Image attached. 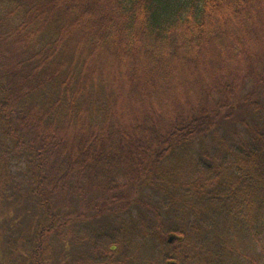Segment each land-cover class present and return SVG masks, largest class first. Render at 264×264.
<instances>
[{
  "label": "trees",
  "instance_id": "16d2710c",
  "mask_svg": "<svg viewBox=\"0 0 264 264\" xmlns=\"http://www.w3.org/2000/svg\"><path fill=\"white\" fill-rule=\"evenodd\" d=\"M121 181L172 213V249L81 232L79 264L122 241L128 264H264V0H0V218L24 194L41 212L10 263L65 237L59 195Z\"/></svg>",
  "mask_w": 264,
  "mask_h": 264
},
{
  "label": "rangeland",
  "instance_id": "374dc122",
  "mask_svg": "<svg viewBox=\"0 0 264 264\" xmlns=\"http://www.w3.org/2000/svg\"><path fill=\"white\" fill-rule=\"evenodd\" d=\"M12 168L15 167L12 165ZM18 170L17 181L24 178L21 168ZM15 178L16 176H14ZM24 195L22 196V200L16 203L18 204L17 206H15L16 204L9 205L10 203L8 204V202H4L2 205V210L6 214L0 218V232L4 231L0 233V264H12L10 263L11 257L9 254L12 252L10 251L11 244L15 236L19 234L26 235L28 230L35 224L32 219L41 214L40 209L33 204L29 196L25 195L24 197ZM148 197H151L149 199L155 202L156 197L151 192V189L145 187V191L140 190L133 194V191L129 189V185H125L123 181L110 190H106L101 186L88 185L81 195L73 194L72 192L70 194L59 195L55 199L56 202H54L56 211L61 213L65 211L69 212L72 214V218L63 230L65 237L59 235H51L49 237L43 255L45 264H77V262L79 264L85 258L91 257L93 252L89 249L87 239L82 238L81 232L84 234L100 235L103 237L105 243L110 242V238L104 235H116L117 233L119 235L117 238L119 242L121 241L120 239L126 236L129 240L134 241L132 245L136 247L137 254L148 260L159 256L164 251L172 249L170 246H166L165 243L166 239L171 236V233H162L160 231L162 228H166L167 223L174 221L172 220L173 215L165 208H156L157 205L155 204L152 205L153 210L146 209L141 203H143V200L148 199ZM154 211L159 215V219H162L158 233L149 235L145 232L138 233L136 231V233L130 231L129 221L131 214L139 222H142L145 219L144 217L154 222L156 219ZM9 216L16 218L10 221ZM77 230H80V234ZM31 237L33 238V236ZM122 243L116 246L111 255V263L107 264H128L130 262V258L126 256L127 246L126 244L125 246L122 245ZM98 250H101V248H98ZM97 253L94 255L95 257L98 255Z\"/></svg>",
  "mask_w": 264,
  "mask_h": 264
},
{
  "label": "water",
  "instance_id": "95a60500",
  "mask_svg": "<svg viewBox=\"0 0 264 264\" xmlns=\"http://www.w3.org/2000/svg\"><path fill=\"white\" fill-rule=\"evenodd\" d=\"M173 238V236H169V238L167 239L168 241H171ZM173 264V263H172Z\"/></svg>",
  "mask_w": 264,
  "mask_h": 264
}]
</instances>
